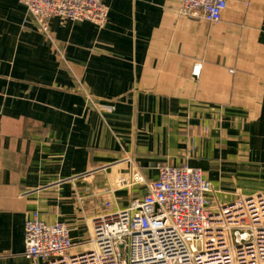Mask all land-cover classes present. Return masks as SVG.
<instances>
[{"label":"crops","instance_id":"1","mask_svg":"<svg viewBox=\"0 0 264 264\" xmlns=\"http://www.w3.org/2000/svg\"><path fill=\"white\" fill-rule=\"evenodd\" d=\"M103 3V29L52 18L46 36L0 0V264H34V213L78 243L106 203L144 193L119 178L158 164L201 170L221 202L264 192V0L228 2L216 24L181 17L182 0Z\"/></svg>","mask_w":264,"mask_h":264},{"label":"built area","instance_id":"2","mask_svg":"<svg viewBox=\"0 0 264 264\" xmlns=\"http://www.w3.org/2000/svg\"><path fill=\"white\" fill-rule=\"evenodd\" d=\"M234 0H182L179 15L216 24ZM28 17L48 36L49 20L108 23L103 0H21ZM26 22V21H25ZM200 64L192 76L200 74ZM77 93L98 114L114 111L95 102L79 84ZM155 179L138 172L119 178L116 188L142 187L126 207L86 222V237L73 243L63 222L41 221L34 213L24 224L23 258L34 264H264V192L236 194L221 202L199 169L158 164Z\"/></svg>","mask_w":264,"mask_h":264}]
</instances>
